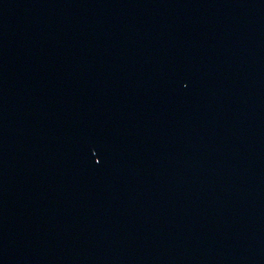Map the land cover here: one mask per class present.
Returning <instances> with one entry per match:
<instances>
[{
  "label": "water",
  "instance_id": "95a60500",
  "mask_svg": "<svg viewBox=\"0 0 264 264\" xmlns=\"http://www.w3.org/2000/svg\"><path fill=\"white\" fill-rule=\"evenodd\" d=\"M0 264H264V0H0Z\"/></svg>",
  "mask_w": 264,
  "mask_h": 264
}]
</instances>
